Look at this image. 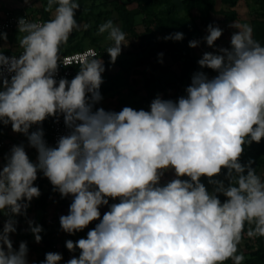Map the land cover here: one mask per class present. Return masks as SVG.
I'll return each instance as SVG.
<instances>
[{
  "label": "clouds",
  "instance_id": "clouds-1",
  "mask_svg": "<svg viewBox=\"0 0 264 264\" xmlns=\"http://www.w3.org/2000/svg\"><path fill=\"white\" fill-rule=\"evenodd\" d=\"M79 9L78 0H47L49 20L18 19L23 51H0V126L11 125L37 153L31 160L20 143L0 157V215L6 217L0 264H29L27 242L15 248L11 239L16 217H25L35 242L42 241L43 227L27 219L33 198L41 195L35 186L40 173L61 199L72 198L59 217L63 232L75 235L97 222L86 238L65 241L70 253L79 251L65 264H243V238L264 237V178L252 159L242 162L245 147L264 140V45L251 25L234 21L230 47L217 48L223 29L209 24L203 42L215 50L197 63L215 76L195 72L185 95H158L149 110H105L96 107L103 99L101 58L83 63L71 80L56 79L61 48L80 28ZM104 33L114 64L129 42L112 20L99 25L98 34ZM183 38L174 32L162 39ZM0 41L2 49L7 33L0 32ZM48 118H62L67 129L55 146L44 138ZM168 173L172 178L164 181ZM62 260L48 252L40 264Z\"/></svg>",
  "mask_w": 264,
  "mask_h": 264
},
{
  "label": "rangeland",
  "instance_id": "rangeland-1",
  "mask_svg": "<svg viewBox=\"0 0 264 264\" xmlns=\"http://www.w3.org/2000/svg\"><path fill=\"white\" fill-rule=\"evenodd\" d=\"M147 1V0H143ZM47 0H30L27 4H32L34 12L37 16L43 17ZM80 9L76 12V19L80 24L78 30H74L70 35L69 40L61 48L63 54L68 48L77 44H82L84 48L97 47L100 52L106 54L101 55V59L105 62L109 58L106 52L107 48L112 46V41L108 39V34H98L99 25L112 20L115 26H118L126 33L127 46H122V52L118 56L116 62L108 67H105V72L102 74L103 83L101 85L102 101L96 107H103L105 110L120 111L123 107L129 106L134 109H150V103L158 95L163 99L175 100L179 96L185 95V89L191 83L192 75L197 71H205L209 77L215 76L216 73L210 69H201L197 61L202 58L206 51H214L215 49L207 47L203 42V37L207 35L206 27L201 24L199 13L195 10L188 13L181 0H163L157 7L158 13L161 16H168L178 28L174 32H182L184 38L182 41H165L162 38L171 33H165L160 28L152 29L153 46L147 44L141 38H137L130 32V22L134 23L135 29L139 33H144L145 28L142 23L143 14L139 9L137 2L131 0H78ZM24 0H0V17L9 9H18L27 5ZM170 10L171 13H166ZM238 16L235 21L247 23L253 28L254 22L257 19H263L264 0H240L235 8ZM232 10L224 5L221 1H217L216 11L213 15L215 26L223 29L222 37L216 41L217 48L230 47V37L237 29L230 27L234 22H226L228 12ZM54 12V8H53ZM50 18L52 13L49 12ZM131 14L133 18L131 17ZM185 21L190 24L195 30L193 36L187 39L185 32ZM2 32V31H0ZM7 33L6 46L0 49L5 54L22 52L19 47V39L24 35L17 32ZM89 33V34H88ZM200 40L201 43L196 48L188 46L189 41ZM0 43H5L0 41ZM161 50L157 51L156 47ZM159 53H163V57H158ZM162 59L163 63L159 60ZM183 93L180 92V83ZM181 93V94H180ZM37 126H33L30 131H34ZM44 128V122L42 124ZM0 142L3 147L0 148V157L7 154L13 145L23 143L30 158H36L35 149L28 147L27 138L23 134H18L12 131L11 125L0 126ZM242 159L245 160H261L264 159V140L261 143H252L245 147V152ZM259 175L264 178V169L260 170ZM172 178V173L166 174L164 181ZM222 179L223 177H219ZM163 182V181H162ZM209 190L211 185H208L207 179L202 178ZM44 192H52L54 194L53 201L45 208L39 198H33L31 206L27 210V219H33L40 224L44 231L41 233L42 241L36 243L34 236L27 230V220L23 216L16 217L18 220L17 233L11 236L14 242V247L18 248L21 241H26L29 249L28 261L29 264H40L45 260V254L48 252L60 253L63 256L61 264L72 255L65 247L66 240L76 241L81 237L86 238L87 231L95 227L89 225L82 232H78L74 236L68 235L60 228L59 217L68 213V208L71 203V197L61 199L58 192L53 191V186L49 180L43 175H38L36 185L42 184ZM116 201H110L115 203ZM107 206L104 211H107ZM6 217L0 215V226ZM258 238H248L245 236L239 245V253L244 256H252L260 249Z\"/></svg>",
  "mask_w": 264,
  "mask_h": 264
},
{
  "label": "trees",
  "instance_id": "trees-1",
  "mask_svg": "<svg viewBox=\"0 0 264 264\" xmlns=\"http://www.w3.org/2000/svg\"><path fill=\"white\" fill-rule=\"evenodd\" d=\"M132 2H137L139 5V9L141 13L143 14L142 23L145 28L144 33H139L135 29L134 23L130 22L129 30L132 32L137 38H141L143 41L147 42L148 45L151 47L153 46V42L151 39L152 36V29L154 27L160 28L161 31L165 33H171L172 31H175L178 28L177 24H174L171 19L168 16H161L160 13L157 11V7L162 3L163 0H147L146 2L143 0H131ZM217 1H221L224 5H227L232 11L227 13L226 16V22H233L237 19V12L235 8L237 7L240 0H181V3L184 7V9L191 13L192 11H197L199 13V19L201 21V24L207 28L209 24H213L215 26V23L213 22V15L216 11V5ZM171 13L170 10H167L166 13ZM40 17V16H39ZM131 17L133 18L132 14ZM264 19V14H263ZM45 20L50 19L49 12H45L43 17ZM185 32L187 35V39L193 36V33L195 32L194 28L190 26L188 22L185 21ZM89 34V33H88ZM254 39L259 41L262 45H264V20L257 19L254 22ZM97 48V47H95ZM85 49L82 44H77L71 48H68L63 54L72 53L75 51H79ZM98 49V48H97ZM157 51H160V47H156ZM99 51V58H101L102 52ZM12 54V53H10ZM8 55V54H5ZM103 56H106V54H103ZM112 65L110 62V57L107 58V61L105 62L104 66L108 67ZM180 83V92L183 93L181 81ZM101 92V88H100ZM102 93V92H101ZM180 93V94H181ZM182 96V94H181ZM45 125V124H44ZM31 160L35 161L34 158H30ZM248 160L242 159V162H247ZM254 163L252 164V167L256 169L257 174L259 175L260 170L264 169V159L261 160H253ZM41 190L40 200L43 203V206L46 208L54 199V194L52 192H44L43 183L36 185ZM222 200L224 199L223 196L220 197ZM104 207L101 208V215L104 213ZM97 222H93L90 225H95ZM77 234V233H76ZM74 236V235H72ZM258 241L260 242V249L255 252L252 256L245 257L243 264H264V237H257ZM239 254V253H238ZM225 264H232L231 260H228L225 262Z\"/></svg>",
  "mask_w": 264,
  "mask_h": 264
},
{
  "label": "built area",
  "instance_id": "built-area-1",
  "mask_svg": "<svg viewBox=\"0 0 264 264\" xmlns=\"http://www.w3.org/2000/svg\"><path fill=\"white\" fill-rule=\"evenodd\" d=\"M32 4H27L18 9H9L0 17V31L2 32H17L18 19L25 17V19L33 22L47 21L35 14ZM21 52L12 53L8 55H19ZM97 58L99 59V51L95 47H87L85 49L75 51L68 54H61V64L59 66L56 79L67 78L71 80L79 71V67L86 61ZM66 65V66H65ZM45 140L50 146H55L59 136L67 133V129L63 124L61 118L60 123H55L53 118H48L44 121ZM3 143L0 142V148ZM36 160V159H35ZM42 175V173L38 174Z\"/></svg>",
  "mask_w": 264,
  "mask_h": 264
},
{
  "label": "crops",
  "instance_id": "crops-1",
  "mask_svg": "<svg viewBox=\"0 0 264 264\" xmlns=\"http://www.w3.org/2000/svg\"><path fill=\"white\" fill-rule=\"evenodd\" d=\"M98 106H99V104H98ZM116 202H118V201H116Z\"/></svg>",
  "mask_w": 264,
  "mask_h": 264
}]
</instances>
